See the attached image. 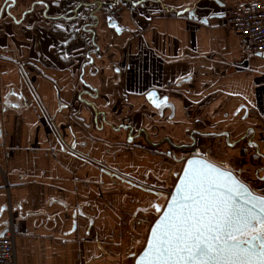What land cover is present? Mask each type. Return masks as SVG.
I'll use <instances>...</instances> for the list:
<instances>
[{
    "label": "crops",
    "instance_id": "crops-1",
    "mask_svg": "<svg viewBox=\"0 0 264 264\" xmlns=\"http://www.w3.org/2000/svg\"><path fill=\"white\" fill-rule=\"evenodd\" d=\"M263 1L0 0L16 264H135L191 156L263 194L264 55L224 24Z\"/></svg>",
    "mask_w": 264,
    "mask_h": 264
},
{
    "label": "snow or ice",
    "instance_id": "snow-or-ice-1",
    "mask_svg": "<svg viewBox=\"0 0 264 264\" xmlns=\"http://www.w3.org/2000/svg\"><path fill=\"white\" fill-rule=\"evenodd\" d=\"M145 256L147 264H264V197L231 173L190 161Z\"/></svg>",
    "mask_w": 264,
    "mask_h": 264
},
{
    "label": "built area",
    "instance_id": "built-area-1",
    "mask_svg": "<svg viewBox=\"0 0 264 264\" xmlns=\"http://www.w3.org/2000/svg\"><path fill=\"white\" fill-rule=\"evenodd\" d=\"M224 24L240 37L246 54H264V1L230 7ZM19 233L18 227L11 224L0 235V264H16L15 239Z\"/></svg>",
    "mask_w": 264,
    "mask_h": 264
},
{
    "label": "water",
    "instance_id": "water-1",
    "mask_svg": "<svg viewBox=\"0 0 264 264\" xmlns=\"http://www.w3.org/2000/svg\"><path fill=\"white\" fill-rule=\"evenodd\" d=\"M217 1V0H216ZM220 17V16H219ZM107 20L109 21V26L110 27H113L115 29L118 28V23L116 20H113L111 17H108ZM264 55V54H263ZM193 160H196V161H202V162H205L209 165H213L217 168H219L220 170H222L223 172H226V173H231L232 176L237 180L239 181L241 184L245 185L250 191L251 193L254 195V196H257V197H264V196H261L259 194H256L255 192H253L251 190V188L246 184L244 183L232 170H229L227 168H224V167H221L213 162H211L210 160H208L207 158H205L203 155H195V156H191L189 157L187 160H186V163L184 165V168L182 170V172L178 175V181L176 183V186L175 188L173 189L171 195L169 196L168 198V201L166 203V205L164 207H160L159 208V212H160V215L158 216V218L155 220V222L153 223L152 225V228L150 230V234H149V237H148V240H147V243H146V246L144 247V249L142 250V252L136 257V261H135V264H147V258L145 256V254L147 253L148 249H149V244L151 243V240H152V231L153 229L155 228V226L157 225V223L161 220V218L167 213L168 211V208L170 206V204L172 203V200H173V197L176 195V192H177V189L178 187L181 185V183L184 181L185 179V173L187 172L188 170V167H189V162L190 161H193Z\"/></svg>",
    "mask_w": 264,
    "mask_h": 264
},
{
    "label": "flooded vegetation",
    "instance_id": "flooded-vegetation-1",
    "mask_svg": "<svg viewBox=\"0 0 264 264\" xmlns=\"http://www.w3.org/2000/svg\"><path fill=\"white\" fill-rule=\"evenodd\" d=\"M187 160V159H186ZM185 163H186V161H185ZM185 163H184V165H185ZM183 168H184V166H183ZM183 168H182V170H183ZM182 170H181V172H182ZM181 172H179L178 173V175L181 173ZM235 173V172H234ZM236 174V173H235ZM237 175V174H236ZM238 176V175H237ZM239 177V176H238ZM240 178V177H239ZM241 179V178H240ZM242 180V179H241ZM243 181V180H242ZM244 182V181H243ZM244 183H246V182H244ZM250 188H251V190L253 191V192H255L256 194H259V195H261V196H264V194H261V193H258V192H256L248 183H246Z\"/></svg>",
    "mask_w": 264,
    "mask_h": 264
},
{
    "label": "rangeland",
    "instance_id": "rangeland-1",
    "mask_svg": "<svg viewBox=\"0 0 264 264\" xmlns=\"http://www.w3.org/2000/svg\"><path fill=\"white\" fill-rule=\"evenodd\" d=\"M183 165H184V164H183ZM183 165L180 164L179 169H178L177 172H181V170H182V168H183ZM262 193L264 194V192H262Z\"/></svg>",
    "mask_w": 264,
    "mask_h": 264
},
{
    "label": "bare ground",
    "instance_id": "bare-ground-1",
    "mask_svg": "<svg viewBox=\"0 0 264 264\" xmlns=\"http://www.w3.org/2000/svg\"><path fill=\"white\" fill-rule=\"evenodd\" d=\"M167 200V199H166Z\"/></svg>",
    "mask_w": 264,
    "mask_h": 264
}]
</instances>
